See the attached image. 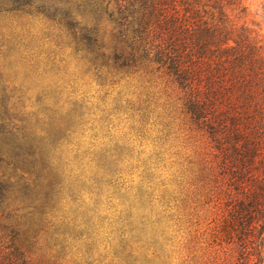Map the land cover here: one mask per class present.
<instances>
[{
  "label": "trees",
  "instance_id": "16d2710c",
  "mask_svg": "<svg viewBox=\"0 0 264 264\" xmlns=\"http://www.w3.org/2000/svg\"><path fill=\"white\" fill-rule=\"evenodd\" d=\"M14 1L15 12L34 5ZM74 7L59 19L45 16L74 43L101 86L118 88L113 109L131 120L137 136L155 135L149 156L155 166L147 169L169 163L171 173L168 182L156 180L159 187L151 184L154 176L146 183L163 215L152 221L141 216L140 223L154 230L144 246L132 204L125 205L115 222L120 249L111 255L97 253L93 235L83 233L90 224L81 226L63 206L57 225L51 201L61 182L50 180L45 200L32 204L26 177L14 175L25 164L45 178L54 157L39 139L27 137L36 134L23 117L10 125L6 95L0 165L7 169L3 177L15 178L10 187L19 192V205L0 215V225L6 222L0 264H264V43L233 16L246 10L245 0H74ZM6 132L29 138L30 145L5 142ZM119 154L104 152L111 160Z\"/></svg>",
  "mask_w": 264,
  "mask_h": 264
},
{
  "label": "rangeland",
  "instance_id": "374dc122",
  "mask_svg": "<svg viewBox=\"0 0 264 264\" xmlns=\"http://www.w3.org/2000/svg\"><path fill=\"white\" fill-rule=\"evenodd\" d=\"M65 2L60 5L58 0H34V5H24L29 10L24 13L10 10L16 4L14 0H0V101L3 96H11L10 125L21 124L15 118L23 117L36 134L27 137L39 139L54 157L51 172H43L42 179V172L38 175L40 171L29 165L10 171L19 180L26 177L24 186L31 190L27 202L32 204L45 200L50 180H59L60 192L56 190L51 201V219L58 225L59 208L63 206L77 216L81 226L90 224L83 233L93 235L97 253L111 255L120 249L115 222L128 204H132L137 219L133 224L139 233L137 238L146 245L154 230L151 224L140 223L141 216L148 214L152 221L163 215L159 200L150 197L152 188L146 179L154 176L151 184L159 187L156 180L164 178L168 182L171 169L169 163H161L153 171L147 169L155 166L154 158L149 159L156 149L155 135L137 136L130 128L131 120L113 109L118 88L101 86L69 37L50 25L45 12L57 13L59 19L64 10L74 11V0ZM245 5L244 12L235 10L233 16L255 29L264 43V0H245ZM5 86L7 91L3 92ZM21 94L22 99L18 97ZM29 138L9 132L2 137L7 143L21 141L26 146L30 145ZM108 148L118 150L120 159L105 158ZM5 154L12 160L14 146H9ZM4 171L7 169L2 164L0 215L19 205V192L13 193L10 187L15 178L7 180L2 176ZM187 210L190 212L189 207ZM5 223L1 221L0 235ZM76 244L86 247L80 239ZM142 251H138L140 258H144Z\"/></svg>",
  "mask_w": 264,
  "mask_h": 264
}]
</instances>
